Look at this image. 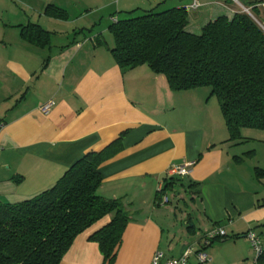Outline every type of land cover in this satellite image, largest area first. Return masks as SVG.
<instances>
[{
	"label": "crops",
	"instance_id": "0c3cea01",
	"mask_svg": "<svg viewBox=\"0 0 264 264\" xmlns=\"http://www.w3.org/2000/svg\"><path fill=\"white\" fill-rule=\"evenodd\" d=\"M195 1L201 7L188 11ZM262 1L255 2L260 11ZM236 6L241 4L0 0V202L31 200L87 153L111 147L98 193L122 199L132 218L114 264H150L157 251L178 258L188 247L205 250L207 264H264L256 263L246 238L254 230L264 242V179L255 176L264 169V135L245 129L242 141H230L209 88L172 91L166 77L147 65L121 70L111 53L112 17L184 8L186 30L200 35L218 17L232 19ZM30 25L48 33L46 45L23 38ZM49 100L56 105L46 116L40 108ZM188 164L190 175L173 191L178 204L162 206L157 194L167 170ZM186 195L188 209L181 207ZM111 219L78 236L61 264H104L89 238ZM213 228L224 229L227 238L205 248L202 238ZM189 264L199 263L192 258Z\"/></svg>",
	"mask_w": 264,
	"mask_h": 264
},
{
	"label": "trees",
	"instance_id": "16d2710c",
	"mask_svg": "<svg viewBox=\"0 0 264 264\" xmlns=\"http://www.w3.org/2000/svg\"><path fill=\"white\" fill-rule=\"evenodd\" d=\"M257 4H241L256 21L241 10L232 19L209 22L200 35L186 30L184 8L118 20L109 28L115 43L111 53L121 70L147 65L166 77L172 91L209 88L230 141H242L245 129L264 132V29ZM22 36L37 46L48 43V33L35 25L23 28ZM110 148L87 153L55 186L31 200L0 202V264H61L77 237L109 216L111 221L89 240L99 246L104 264H114L132 218L122 199L98 193ZM255 176L264 179V169H256ZM182 180L166 179L163 193L173 192Z\"/></svg>",
	"mask_w": 264,
	"mask_h": 264
},
{
	"label": "built area",
	"instance_id": "2783aa9c",
	"mask_svg": "<svg viewBox=\"0 0 264 264\" xmlns=\"http://www.w3.org/2000/svg\"><path fill=\"white\" fill-rule=\"evenodd\" d=\"M201 5L195 1L193 5L188 8V11L199 9ZM245 13H250V9L243 7ZM112 23H117L118 18L112 17ZM264 28V26H263ZM56 103L54 100H49L44 105L41 106L40 111L48 116L51 114L55 107ZM3 148L0 146V153ZM190 166L191 165H172L166 172V179H184L190 175ZM164 185H161L158 189V193L161 196L160 204L162 206L168 205L170 203L169 196L167 193H163ZM227 238V233L222 228H213L204 234L202 238L203 246L205 248L211 246L217 241H221ZM246 238L250 244L251 250L255 256L256 263L259 262L264 256V242L262 238L255 233L254 230L248 231ZM194 258L199 264H207L211 262V258L205 252V250H195L193 247H188L180 257L178 258H167L162 251H157L150 264H189L190 260Z\"/></svg>",
	"mask_w": 264,
	"mask_h": 264
},
{
	"label": "rangeland",
	"instance_id": "374dc122",
	"mask_svg": "<svg viewBox=\"0 0 264 264\" xmlns=\"http://www.w3.org/2000/svg\"><path fill=\"white\" fill-rule=\"evenodd\" d=\"M210 1H229V3H236V4H247L248 6H250V5H252V4H254L255 2H257V0H210ZM238 2V3H237ZM238 6H236L235 8H237ZM245 8V7H244ZM250 8H253V7H250ZM237 10L238 11H241V10H243V7L242 6H240V8H237ZM250 13H251V9H250ZM256 15L258 16V18L260 19V21L262 22V23H260L259 21V23L262 25V26H264V8H261V11L259 10V14H257L256 13ZM137 16H141V14H135V15H130V17H124V19H129V18H135V17H137ZM107 21V20H106ZM113 39V38H112ZM250 131H254V133H261L260 135H264V132L263 131H260V132H255L256 130H250ZM178 192H169V193H167V195L169 196V199H170V202H171V204H172V206L174 207V206H176L178 203V197L179 196H176V194H177ZM186 202L183 204L182 203V206L181 207H183L184 208V206H186L185 208L186 209H188V206H187V204H189L190 205V197H189V195H186Z\"/></svg>",
	"mask_w": 264,
	"mask_h": 264
},
{
	"label": "water",
	"instance_id": "95a60500",
	"mask_svg": "<svg viewBox=\"0 0 264 264\" xmlns=\"http://www.w3.org/2000/svg\"><path fill=\"white\" fill-rule=\"evenodd\" d=\"M242 6V5H241ZM243 7V6H242ZM248 15L251 17V18H253V16H252V14L251 13H248ZM254 19V18H253ZM255 20V19H254ZM256 21V20H255ZM258 23V22H257ZM260 26H261V28H263V26L260 24V23H258ZM264 29V28H263Z\"/></svg>",
	"mask_w": 264,
	"mask_h": 264
}]
</instances>
